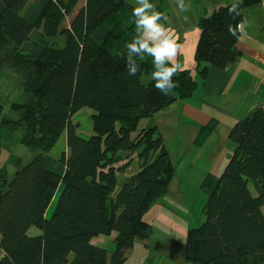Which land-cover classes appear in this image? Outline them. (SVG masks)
I'll list each match as a JSON object with an SVG mask.
<instances>
[{
  "label": "trees",
  "instance_id": "1",
  "mask_svg": "<svg viewBox=\"0 0 264 264\" xmlns=\"http://www.w3.org/2000/svg\"><path fill=\"white\" fill-rule=\"evenodd\" d=\"M29 1L0 0V73L19 77L27 94L11 105L12 121L0 99V157L3 150L12 156L3 143L8 129H22L19 143L36 154L22 167L16 157L10 180L0 169V264H125L135 242L152 236L146 215L175 172L158 128L140 129L141 122L193 97L198 83L181 69L163 95L149 57L134 56L140 71L127 74L125 45L137 34L127 0H36L23 13ZM261 1L243 0L235 18L228 14L233 2L199 18L195 72L203 84L210 67L239 59L241 32L233 36L227 25ZM84 108L94 113L88 139L73 123ZM216 126L213 119L203 127L195 145ZM64 134L69 154L55 158L51 150ZM229 142L234 151L222 173L202 185L205 221L187 233L189 264H264V104L233 126ZM135 154L140 170L115 194L117 173ZM113 233L112 252L92 244Z\"/></svg>",
  "mask_w": 264,
  "mask_h": 264
},
{
  "label": "rangeland",
  "instance_id": "2",
  "mask_svg": "<svg viewBox=\"0 0 264 264\" xmlns=\"http://www.w3.org/2000/svg\"><path fill=\"white\" fill-rule=\"evenodd\" d=\"M35 1L30 0L23 13ZM127 1L135 6L136 0ZM217 1L185 0L188 9L181 12L177 0H149V2L156 5L158 11L165 14L166 18L159 21V23L165 24L171 30L169 34L174 36L176 42L181 46L177 56L181 69L190 70L193 76H198L195 72V49L200 36L198 21L202 15H205L206 10L209 12L206 15L213 13L211 8L216 5ZM156 9H152V11ZM40 32L39 30L36 34ZM0 99L5 105L4 114L6 119L9 121L17 120L18 114L12 112L10 107L12 104H23L27 99V94L19 84V77L13 76L8 72L0 73ZM93 114L91 109L84 108L73 118V123L79 126V135L85 139L92 136L91 117ZM151 122L153 123L150 119L143 120L140 129L155 126V123L152 124ZM22 134V129L14 132L8 129V132L6 131L3 135L4 146L8 147L12 153V156H9V152L3 150L0 157V169L6 171L8 180L12 179L17 171V167L14 166L16 157L20 160V166L22 167L36 155L35 152L30 151L19 143L18 140H20ZM164 139L165 146H169L170 151L174 155L175 151L178 150L180 141L184 142L187 137H182L179 140L169 134ZM186 146L188 145L186 144ZM189 148V153L183 160L177 161L176 158H170L174 170L176 168L177 171L171 181L170 191L168 189L169 194L168 196L165 195L163 200L155 203L150 213L146 216V221H150L153 225V234L144 242L142 240L135 242L134 247L126 253L127 261L125 264H189L185 259L187 233L191 229L199 228L204 223L203 209L208 200V196L202 188L203 180L205 179L201 180L206 173V169L201 166V158L196 163L190 159L194 149L189 150ZM181 149H183L182 146ZM68 154L69 149L67 148L66 135L64 134L52 148L51 156L60 158ZM131 159L130 166L124 172L117 173L115 194L126 179L134 176L140 170V162L137 155H133ZM126 160L127 158H124L119 166L124 165L125 162L127 163ZM189 165L193 166L190 168ZM251 190L253 191L252 185ZM164 202L167 205L164 206ZM53 209L54 207L49 210V217ZM115 236H101L94 243L99 245V247H107L108 251L112 252L114 250L113 240Z\"/></svg>",
  "mask_w": 264,
  "mask_h": 264
},
{
  "label": "crops",
  "instance_id": "3",
  "mask_svg": "<svg viewBox=\"0 0 264 264\" xmlns=\"http://www.w3.org/2000/svg\"><path fill=\"white\" fill-rule=\"evenodd\" d=\"M231 2L234 0H218L211 10L213 12ZM205 12L209 14L208 10ZM244 20L247 21V27L237 42L241 52L239 59L223 70L210 67L206 84H203L199 75L195 76L198 87L193 97L175 102L151 119L163 139L169 134L179 140L187 137L184 142L180 141L174 155L169 146L166 145V149L170 158H176L177 161L184 159L189 147V150L194 149L190 159L196 163L201 158V166L206 169L201 180L209 174L220 176L234 151V146L229 142L233 126L264 104V0L245 9ZM213 119L217 120L215 130L200 147L196 146L195 140L201 129ZM192 166L189 165L190 168ZM176 171L175 168V175ZM37 234L36 230H30V235ZM96 239L92 240L93 245H96Z\"/></svg>",
  "mask_w": 264,
  "mask_h": 264
},
{
  "label": "clouds",
  "instance_id": "4",
  "mask_svg": "<svg viewBox=\"0 0 264 264\" xmlns=\"http://www.w3.org/2000/svg\"><path fill=\"white\" fill-rule=\"evenodd\" d=\"M242 3L243 0H234L228 8V14L234 18L240 16ZM177 4L181 12L187 11L185 0H177ZM152 9H156V5L149 0H136L132 17L137 34L125 45L126 69L129 76H135L140 68L133 61V57L138 56L140 61L145 57L151 58V79L154 87L163 95H168L176 87L174 77L181 70V64L177 60L181 46L169 34L171 30L165 24L159 23L166 18L165 14ZM246 27L247 21L241 20L235 27L227 25V30L229 34L236 36L238 31L243 32Z\"/></svg>",
  "mask_w": 264,
  "mask_h": 264
},
{
  "label": "built area",
  "instance_id": "5",
  "mask_svg": "<svg viewBox=\"0 0 264 264\" xmlns=\"http://www.w3.org/2000/svg\"><path fill=\"white\" fill-rule=\"evenodd\" d=\"M4 257L3 251L0 249V260Z\"/></svg>",
  "mask_w": 264,
  "mask_h": 264
}]
</instances>
